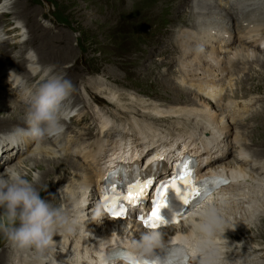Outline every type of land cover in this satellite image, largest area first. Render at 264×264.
Returning a JSON list of instances; mask_svg holds the SVG:
<instances>
[{
	"label": "rangeland",
	"instance_id": "obj_1",
	"mask_svg": "<svg viewBox=\"0 0 264 264\" xmlns=\"http://www.w3.org/2000/svg\"><path fill=\"white\" fill-rule=\"evenodd\" d=\"M0 1L2 2V0ZM23 1L24 0H21L22 3ZM175 2V0H26V5H21L24 8V11L28 8L27 13L25 14V16L22 15L21 17H18L20 21H17V24L15 23V26L11 27L19 28L22 25L25 28V34L23 37V39H25V43L20 45L21 43L18 42L19 46L11 50L10 56L12 55V57L15 56L16 58H21L22 56L20 57L19 53L24 50H29V47H32L36 53H39L42 48L46 47L50 49L47 59H44L48 62H41L38 63V65H57L58 67H60V65L62 66L67 64L74 65V71L71 72V75L76 76L78 78L77 82H79L75 89H73L75 91L74 98L77 99L76 106L78 105L76 107V112L81 116H87V121L86 123L83 122L81 124H77L69 120V125L71 124L70 130H66L67 132L65 131L63 133L64 135L62 134L60 138H62L61 140L64 141L68 146H71L72 144L76 145V148H73V152H75V154L72 155V157L76 160H83V157H79L78 154L83 155V153H88L89 150L95 148V141L98 138H103L107 153L113 151L112 149L113 146H115V141L111 139L110 135L101 133V131H99L98 134L95 135L99 130L98 127L102 125V121H104L102 120V118L97 119V116H95L99 109L102 110L101 108L107 111H102V117L104 115H107V117H103L104 119H112L111 122L113 124H116L115 122H117V129H115V131L114 128L113 130H105L106 132H108V134L113 133V138H117L116 142L119 141V143L117 142V146L115 148L119 147L118 145H120V143H123L129 136L136 135L135 133H138V131L140 130H144V136L147 135L146 138H149V140H152V142H155L157 139H163L164 137V139H181V141L196 138L195 140L197 142H201L203 140V142H205L206 140L204 139L202 133L206 134L205 137H207V133L214 131L218 132L216 136H219V132L222 127H229V130L231 131L229 139H222L221 142L226 145V148L229 146L232 153H226L227 155L225 154V160L229 161L234 158L235 154L237 153L236 151H234L237 150V147L235 146H238L239 144L237 140L240 138V134L244 131H252L242 140V142L244 143L249 142V144H251L252 149H248L251 155L256 154V152H253V150L262 148L259 145H252L251 142L254 141V139H260L261 137L259 136L264 135V116L262 115L259 119H257L259 121L249 120L250 124H248V126H246L247 124H244V122H247V119L252 114H262V111H264V91L251 89L250 87L253 83L252 81L248 80V77L254 74L253 71H258L263 73V76L260 77L261 79L254 80V83L258 84L259 81L264 83V69H262L261 65L258 63V65L256 63H253L251 65L240 64L237 63L236 60L234 61V64H238L236 66L227 64L229 66V69H235L236 73L234 76L226 79L221 73L222 76H218V78L220 79L222 77L223 79L222 83L225 87L224 95L222 94L215 100L210 99L209 95L205 94L201 88L200 90L198 89V86H200L199 79L204 80L206 78H211L213 75L215 77L214 79H218L217 75H221L220 71L222 72V66L226 64L220 62L219 58L225 56L224 59L227 62L226 57H233L231 52L232 48H228L227 50L221 49L223 51L219 50L221 53V57H218L217 51L212 52V50H210V47H204L205 49L201 47L200 49L203 54L202 55L200 53L201 55H199V57L201 58L193 57L195 53H193L192 56L188 58L189 54L187 53L185 59L188 58V62L185 61V59L183 60L179 58L178 51H172L170 52L171 56H176L177 58L176 64L173 63L176 58H173L172 60L169 59V54L166 51L172 49L171 43L177 36L182 35L184 32L190 31L189 28L184 26L182 27L180 23L174 22L173 14L177 13L178 18L175 19V21L178 20V22L183 21V18L181 17L184 16V14L187 16L189 21L190 19H192V16L189 14L190 8L188 6L186 7L187 4L185 5L184 3H182L180 4V7L176 9L175 7L178 5L179 1L176 2L177 4ZM154 8L155 11L157 9V14H151L152 9ZM6 11L7 17L2 20V24L0 27V33L3 34V31L7 30L8 25L11 22L16 21V18L14 17L18 16L15 13L14 8H7ZM40 25L43 26L42 29L39 28ZM261 28L264 30L263 27ZM2 29L3 31H1ZM169 29H171V33H168ZM7 33L9 34L8 36L6 35V39H11L15 36V31L13 29H8ZM34 37L35 39H33ZM11 40L12 42H16L13 39ZM15 40L17 39L15 38ZM30 42H33L32 45L30 44ZM235 42L236 41H233L231 47L240 46L238 42ZM217 44L218 43L216 42L212 45L215 50ZM27 46L28 49H26ZM179 47L183 48L181 47V45H179ZM179 47L176 46V48ZM250 48L252 49V47ZM50 51L53 52V54ZM152 51L156 54H152ZM161 51L165 52V54L157 55ZM254 51L260 52V54H262L261 57L264 60V48L261 50L255 48ZM52 55L54 56L55 60L52 59V61L49 63L51 59L49 57H52ZM64 55H69L68 61H65L63 59L59 60L60 57ZM152 55L154 56L150 58ZM170 61L172 62L169 63ZM180 61H185L186 64H192V68H195V71H189L190 69H187L188 67L181 69L179 66L181 63ZM0 62L2 63V61ZM206 63H208V66L206 65ZM237 70H239V72ZM213 71L219 73L217 74ZM211 72H213V75L210 74ZM224 73L227 72L224 71ZM1 78L0 90L9 94L11 98L20 97V87H18L15 92H12L11 88L7 89L9 82H4ZM163 79L167 80V82ZM169 82H172L174 86L183 89L185 91L184 94L188 93L192 99H195L198 102V104L193 105L192 103L186 101L189 98L187 95H185V97H182L181 99L173 93L165 92V89L162 86L164 84L168 85ZM85 85L88 86L87 91L85 90ZM92 86L95 88H93ZM98 88H104V90L108 89L106 90L107 93L105 91L100 93V90ZM113 94L116 96L114 97ZM259 96H261V98ZM110 98L115 99L112 100ZM85 99L87 103L83 102L85 101ZM133 99L135 101H146L145 103L147 105L153 103H155L153 105L158 104L157 106H159L160 108H164L162 110L167 111L171 109L170 111H173L171 112V114L175 115L177 112L174 113V110L183 108L188 109L189 107H191L192 110L194 107V110H192V112L190 111V113H197V116L195 114H192L191 119H189L188 116L177 114V116L175 117H178V119L172 117H167L163 121L147 119L141 116L142 111L141 113L136 112V109L138 110L139 108H141L139 107V105L135 104V106H129L130 103H133ZM93 100L102 104L94 103ZM254 100L256 101V103ZM204 101H212L213 104L211 105V109H209L208 106L204 105ZM244 105L246 107L243 109ZM100 106L102 107L100 108ZM236 107H238V113L236 111ZM239 107L241 109H239ZM110 109H112V112H110ZM196 109L199 110L195 111ZM233 111H236L237 113V116L234 117L239 118L236 119V121H233L232 117L229 119L230 121L226 120L228 118L226 116L228 114H233ZM125 113H129V116H126ZM215 113L220 114L219 121L215 119L216 121L208 123L210 122L208 116L212 118L213 114ZM223 113L224 117H222L221 115ZM166 114L168 115L169 113ZM198 115L200 116L198 117ZM79 117L80 116L77 115V118ZM206 117H208L209 120H207ZM187 118L189 122L190 120L192 121V124H185V121H188ZM197 122H199L200 128H198ZM89 123L92 125V127H94V130L92 129V133L88 131L89 134L83 137L80 132L83 130L81 132L83 133L85 131V125L88 126L90 125ZM14 126H17V124H13L5 128H0V133L6 132V129L13 128ZM243 126L246 128V130ZM257 126L258 128L253 130L254 127ZM124 127H126L129 132H126ZM202 127L203 129L201 130ZM238 127L240 128L238 129ZM205 128L207 130H205ZM240 129L243 130L240 131ZM74 130L76 132H74ZM171 132H173L172 135ZM151 134L162 138H155ZM157 134H160L161 136ZM66 135L68 136L67 138ZM63 136L66 140H64ZM109 139L112 142H110ZM68 140L71 141L69 142ZM216 144L217 143H215L213 151H216ZM86 146L88 147L87 150H82V148ZM142 146V140H138L135 148H141ZM21 147L22 146L20 145V148ZM107 153L104 152L103 155ZM105 156L106 155H104V158ZM18 158L19 157L15 159L16 161L13 160L12 163H15L22 159L21 157L19 159ZM88 158L84 160L88 161L90 164H92L93 158L96 159L95 156H90V158ZM254 159H257L255 163H261V165L264 166L263 158H259V160L257 157H254ZM6 165L7 164H4L3 169L1 170L0 168V171H4L7 168ZM84 170L87 169H83V171ZM38 171L39 170L36 169L35 174H38ZM72 175L75 176V172L73 173L72 171L70 176ZM262 177H264V174H262ZM49 181L51 180L49 179ZM262 182H264V179ZM46 183L49 185L48 181ZM47 184L46 187L49 188ZM62 185L63 184H60L59 182L57 189L58 193L56 192V195H59V190L64 187ZM65 189L67 190V188L64 187L63 191L66 192ZM260 190L262 191V193L260 194L259 198L261 201H259L260 204L258 212L264 214V189L261 188ZM41 193V196L45 198L46 192L43 190V192ZM239 210L240 209H236V212H228V215L233 217V219L231 217L229 218L230 221L234 222L235 218L240 215V212L238 213ZM260 216L261 215L259 214H255L254 218L248 220L249 222H247L246 224L242 223V229L244 228L246 230L242 233V235L239 234V236H236L235 240L233 241L235 244L245 242L246 246L248 247H245L243 249H248L249 245H251L252 243H254L256 247L264 246V220L262 219L263 217ZM91 221L92 220H90V222ZM106 221L110 220L106 219ZM126 224L127 222H121L120 224L112 223V225H117V231L119 230L122 236L125 235L126 227H128L129 231L132 232V229H130L132 227L131 224H127L128 226ZM99 226H102V229L105 230L106 224L102 225L101 223H99ZM5 243L6 242L2 238H0V246H3ZM245 243L243 244L245 245ZM6 246L8 245L6 244ZM5 249L7 248L2 247L0 249V264L11 263V257H5L4 255V252L6 251ZM243 251L247 252V250ZM234 256L235 254H233L230 258H233ZM18 261H20L19 256L16 259V262ZM258 264H264V259H261L260 263Z\"/></svg>",
	"mask_w": 264,
	"mask_h": 264
},
{
	"label": "bare ground",
	"instance_id": "obj_2",
	"mask_svg": "<svg viewBox=\"0 0 264 264\" xmlns=\"http://www.w3.org/2000/svg\"><path fill=\"white\" fill-rule=\"evenodd\" d=\"M175 1L176 2L179 1L178 5L177 6L175 5L176 9L178 7H180V4H182V3H184L185 5L187 4L186 7L188 6L190 8L189 14L192 16V19H190V21H189L187 16L184 14V16H182V17L180 16L181 18H183L182 22H178V20L175 21V19L178 18V15L176 13V14H173V21L180 23V25H182V27L184 26V27L189 28L191 32L190 31L184 32L182 35L177 36L173 40V42L171 43L172 49L166 51L169 54V59L172 60L173 58H176V56H173V57L171 56L170 52H172V51H178L179 52V58L184 60L187 53L189 54V56H188V58H189L192 56L193 53H197V51L201 47H203V48L204 47H208V48L210 47V50H212V52L217 51L218 57H221V53L219 51L220 49L218 47H215L216 48V50H215L214 47L212 46L214 44L212 41L217 40L216 41L218 43L217 46L219 45L220 42H223V41L225 42L226 45H224L222 49L227 50L228 48H232L231 52H232L233 57H231V56H229L228 58L226 57L227 62L224 59L225 56L222 58H219L220 62H223V64L226 63L225 65L222 66V72L220 71V74L222 73L224 75L225 79L235 75L236 70L235 69H229V66L227 65V64H230L231 66L232 65H235V66L238 65L236 63L234 64L235 60L237 61V63H240V64H250L251 65L253 63H256V64L258 63L261 65V68L264 69V60L261 57L262 54H260V52L254 51L255 47H252V49H251L250 46H248L249 42H247L246 44L244 43L245 45L240 44L239 47H231L232 44L230 43L231 39H232V35L234 33V30L235 29H244V28L248 27V26H245V24H247V23H252V24H254V27H255L253 30V33H252V35H253L252 39H255V37L259 36L260 34L264 37V34H263L264 30H262L261 32L258 30L260 25H264V0H175ZM21 5L25 6L26 0H24L23 3L21 2V0H2V2L0 1V27L2 24V20H4L7 17V11H6L7 8H14L15 13L18 15L17 17H14V18H16V21L11 22L7 27V30L13 29L15 31V34H14L15 36L11 39H13L16 42H12V40L9 38L6 39V35L8 36V34H9V33H7V30H4L5 37L4 36L0 37V61H2V63L0 62V78L2 77L1 79L4 82L5 81L9 82L7 89L13 88L12 92L14 90L16 91V89L18 87H20L21 90L23 91V92L20 91V92H22V94L20 95L19 99H17V97L11 98L9 96V94L0 90V128H5V127L13 125V124L24 126V117H25V111L24 110H25V100H26V95L24 92L25 84L30 85L28 82L31 81L32 85H30V86L37 85L40 82V80L38 81V77H40L42 75V71H41L40 67H37L36 75H33L32 73L27 72V68L25 67V64L27 63L25 56H26V53L28 52V50H26V51L24 50L21 52L19 51L20 57L22 56L23 58L22 57L21 58H19V57L14 58V57H12V55L10 56L11 50L13 48L19 46L18 42L21 43L20 45L25 43V39H23L24 34H25V28L22 25L19 28L11 27V26H15V23L17 24V21H20L18 17H21L22 15L25 16V14L27 13L28 8L24 11V8ZM151 12H152L151 14H157L158 13L157 9L155 11V8L152 9ZM42 27L43 26H41V25L39 26V28H41V29H42ZM262 27L264 28V26H262ZM214 28L216 29V33H214L211 30ZM171 32H172L171 29H169L168 33H171ZM227 35H230V36L227 38V37H225ZM15 38L17 40H15ZM33 39H35V37ZM252 39H251V41H252ZM259 39H256V40H259ZM32 43L33 42H30L31 45H32ZM30 44H29V46H30ZM257 44H258L257 41H254V45H257ZM179 45H181V47H183V48H180ZM176 46H178L179 48H176ZM256 48H258V47H256ZM26 49H28V46L26 47ZM29 49H33V48L29 47ZM258 49H260V48H258ZM20 50H22V49H20ZM49 50L50 49L45 47V48H42V50H40L39 53H37L38 54V62L37 63L48 62L44 59H47L48 54H49ZM221 51H223V50H221ZM162 52L163 51L159 52L157 55H164L165 52H163V53ZM51 53L53 54V52H51ZM151 53L152 54L154 53V55L156 54L153 51ZM19 54H17V55H19ZM56 55H59V54H56ZM154 55H152L150 58H152ZM193 57L196 58L199 56H196L194 54ZM49 58H51L49 63L52 61V59L55 60L53 55H52V57H49ZM199 58H201V57H199ZM62 59L65 61H68L69 55L61 56L59 60H62ZM187 59H185V61H187ZM213 59H216V58H213ZM176 61H177V58L173 63L176 64ZM185 61L184 62L180 61L181 62L179 65L180 68L182 69V68L188 67L187 69H190L189 71H191V70L195 71V68L194 69L192 68L193 65L192 64L191 65L186 64ZM171 62L172 61H170L169 63H171ZM6 64H7V66H6ZM198 64H200V63H198ZM207 64L208 63H206V65ZM73 67H74L73 64L72 65L67 64V65H62V66L60 65V67H58L56 65V70L59 72L65 73L67 75L66 77L72 81V83L74 85L73 89H75V87L78 85L79 82H77L78 78L76 76L71 75V72L74 71ZM153 68H154V66H153ZM224 71H226L227 73H224ZM237 71L239 72V70H237ZM213 72L215 73L216 71H213ZM213 72H211L210 74L213 75L212 74ZM12 73H16L18 75H23V81L18 83L17 80L15 79V77H13V79H11ZM253 73L254 74L251 73L252 75H250L248 77V80L252 81V83H253L250 88L255 89V90L264 91V83L263 82L258 80L259 81L258 84L254 83V80L261 79L260 77L263 76V73L258 72V71H256V72L253 71ZM222 74L217 75V78H218V76H222ZM211 78H215L214 75ZM208 79H210V78H206L205 83L210 85L211 81ZM221 79H222V77H221ZM26 80H27V82H25ZM164 81L167 82V80H164ZM13 85H16V86L13 87ZM84 87H85V90L87 91L88 86L85 85ZM162 87L165 89V92L173 93L176 96L180 97L181 99H182V97H185V95H187L189 98L186 101H188L189 103H192L193 105L198 104V102L195 99H192L191 96H189V94L187 93L188 91L186 92L187 94H184L185 91L183 89H180L177 86H174L172 82H169L168 85L164 84ZM93 88H95V87H93ZM98 89L100 90V93L104 92V91L107 93L106 90H108L106 88H105L106 90H104V88H98ZM74 95H75V91L73 90L72 93L70 94V96L65 101V105L69 109H73V110H75L74 106L77 104L76 103L77 99L74 98ZM190 95H192V94H190ZM208 95H209L210 99H212V100L216 99L211 94H208ZM115 96L116 95H114V97ZM259 97L261 98V96H259ZM110 99L113 100L115 98H110ZM134 101H133V103H130L129 106H135V104L139 105V107H141L139 109H141V110L136 109V112L141 113V111H142L141 116H143L144 118H147V119H151V120H156V121L162 120L163 121L167 117H172V118L178 119V117H175V116H177V114H182V116L183 115L188 116L189 119H191L192 114H195V115L197 114V113H190V111L192 112V110H194V107L192 110H191V107H189L190 109L188 108L189 110L186 108L174 110V113L177 112L175 115V114H171V112H173V111H170L171 109L167 110V111L162 110L164 108L163 107L160 108L159 106H157L158 105L157 103H156L157 105H153L155 103L147 105L145 103L146 101L145 102H143L142 100L141 101L138 100L135 102ZM258 101H260V100H258ZM69 102H71V103L68 104ZM115 102H117V101H115ZM255 103H256V101H255ZM212 104H213L212 101H204V105L208 106L209 109H211ZM115 106H118V105H115ZM202 106H203V104H202ZM245 107L246 106L244 105L243 109ZM236 109H237V107H236ZM239 109H241V108L239 107ZM262 109H261V111H262ZM198 110L199 109H196L195 111H198ZM84 111H86V110H84ZM102 111L107 112L104 109H102V110L99 109V111L95 115V116H97V119L102 118V120H104V121L98 120V121H102L103 123H102V125H100L98 127L99 130L97 131V133L95 135H97L99 131H101V133H104L106 135H110L111 139H113L115 141L114 142L115 146H113L114 151L112 153H107V149L105 147V143L103 141V138L102 139L98 138L95 141L96 142V144L94 145L95 148H93L92 150H89L87 153V157H89V158H90V156L91 157L95 156L96 159L93 158L94 161H101L104 158V155H106L105 156L106 163L110 162V165L107 166L105 170H103L104 169V166H103L101 171L99 172L97 184L101 181V179L107 173L109 168L115 166L116 161L120 157V154L124 155V157L126 158V161H131V162L137 163V166H138L140 173L143 174L144 177H149L152 174V171H151V168L149 167L150 166L149 164L158 162L157 159L161 155L166 156L167 158L170 159V161L174 162V161L179 160L181 158V155L185 151H190L191 153L198 154L199 160L204 159L205 156H207V155L209 157L211 156L212 161H211L210 165H208L206 168L208 170H211V172H213V173L225 174V175L232 178L233 183L231 181V183L229 185H227L226 187L221 188L217 192L215 191L202 204V206H206V204H208V203L218 202L219 205L222 206L224 202L225 203H227L228 201L231 202L227 206H225L224 208H221L223 213L225 212L224 215L228 220L230 217L233 219L232 216L228 215L229 211L230 212L231 211L236 212V209H240L238 211V213L240 212V215L235 218L234 222L229 220L232 224H237L235 229L234 230L229 229L225 233V236L228 239L230 246L232 244H235L233 241L235 240L236 236H239V234L242 235V233L246 230L244 228L242 229V223L249 222L248 220L254 218L255 214L261 215L260 217H263L262 219L264 220V216H263L264 214L261 212L260 213L258 212L259 204H260L259 201H261L259 198H260V194L262 193V191L260 189L261 188L264 189V182H262L264 179V177H262V174H264V166H262L261 163L255 164V161L257 159H254V157H257L258 159L259 158L264 159V135L259 136V137H261L260 139H257V140L254 139V141L251 142L252 145H256V146L259 145L260 147H262L261 149L253 150V152H256V154H254V155H251L250 151L248 150V149H252L251 144H249V142L248 143L242 142V140L246 137V135H249L252 132L251 130L250 131H244L242 133L240 132L241 133L239 136L240 138L238 140L236 139L237 142H239V144H238V146H235V147H237L240 150H243L244 153L247 152L251 159L243 157L242 153L238 152V153H236V155L234 156V158L232 160H229V161L225 160V154L226 153L230 152V154H232L230 147L228 146L226 148V145L224 143H221L222 139H229L230 134H231L229 127L228 128L222 127V129L220 127V129H221L219 132L220 137L216 138V139H218V141H216V143H217L216 144V151H213L214 147H215V143L214 144H213V142L208 143L207 142L208 140H206L205 142H203L204 140L201 142H197L195 140L196 138L195 139L191 138L189 140H183L184 141L183 147H180V149L179 148L173 149V150H177L176 152L175 151H169V150H171L170 147H175L177 145V143L179 141H181V139L170 140V139H164L163 138L162 139L163 142H161V143H164V144H159V145L157 144L158 147L162 146L161 148H158L155 152H154V148H153L151 152L148 151V153L145 155L144 150L155 144L153 142H149V143H147L149 146H144V148H142V149L135 148V145L138 143V140L144 141L145 139H147L146 138L147 135L145 134L146 136H144L145 131L140 130V131H138V133H135L136 135L129 136L128 138L125 139V141L123 143H120V145H122V147L115 148L117 146V142L119 143V141L116 142L117 138L116 139L113 138V136H114V135H112L113 133L108 134V132H106L107 130H109V129L113 130V128H114V125L111 122L112 119L111 120L109 118H108L109 120L104 119L103 117L104 116L107 117V115H104L105 114L104 113L103 114L104 116L102 117V115H101ZM236 111L235 112L233 111V114H228L226 116V117H228L226 120H229L231 117L233 118L234 116H237ZM262 112L264 113V111H262ZM166 113H169V114L167 115ZM263 113L262 114H259V113L252 114L247 119V122L246 121L244 122V124H247L246 126H248V124H250L249 120L251 121V120L259 119L262 115L264 116ZM77 115L80 117L77 118ZM77 115L73 116L70 120L77 123V124H81L83 122L86 123L87 116H85V115L81 116L78 113H77ZM125 115L129 116V113H125ZM221 115H222V117H224L223 116L224 113ZM199 116L200 115H198V117ZM206 119L209 120L208 117H206ZM212 119H213V121H216V120L219 121L220 114L219 113L213 114ZM187 120H188V118H187ZM257 121H259V120H257ZM110 123H112V124L109 127L108 124H110ZM115 123H117V122H115ZM189 123L192 124V121L191 120H190V122H189V120L185 121V124H189ZM208 123H212V121L210 120V122H208ZM64 124H65V131L70 130L71 124L69 125L67 123V120L64 121ZM93 125H95V124H93ZM213 125H215V124H213ZM240 127H238V129ZM93 128L94 127H92L91 124L88 126L85 125V127H84L85 131L83 133H81L83 131L82 130L80 132V134L83 135V137H85L87 134H89L88 131H90V133H92ZM257 128H258V126L254 127L253 130H255ZM11 129L12 128L6 129L7 130L6 132H8ZM202 129L203 128H201V130ZM243 129H240V131ZM162 130H163V128H162ZM205 130H207V129L205 128ZM245 130H246V128H245ZM166 131H167V129H166ZM177 131H179V130H177ZM6 132H2V133H6ZM74 132H76V131L74 130ZM207 135H208L207 137H209V134H207ZM76 136H78V135H76ZM133 136H135V137H133ZM67 137L68 136L66 135V138ZM60 139H62V138H60ZM60 139H59V137L58 138H48V139H46L42 142H39V143H36L34 141H27L21 145L22 146L21 148H20V145L19 146H11V145L0 146V168L2 170L4 167V164H7L6 165L7 168H10L12 170H16L21 175H23L25 178L35 181L37 184V187L39 189H41V192H43V190L46 192L45 198L50 200L53 204L59 205V204L63 203L65 205V207H67L72 199H76L79 197L81 200L82 208L84 209V212L79 217V222L82 225H84V229L77 236H74V237L65 236L64 237V239H63V251H61L59 248L57 249L56 259L59 262H63L65 260H67L69 257L74 255V264H105L106 258L104 256V251H105V247L107 244H113V243L116 244L118 242H123V243L128 245L127 242H125L124 240H121V238L119 237V236H121V237H123V236H122V234H120L119 230L117 231V228H116L117 225H112V223L120 224L121 222L119 220H116V219H108L105 216L100 221H93L92 220L90 222V220H91V209H93L97 203L95 197H93L92 194H90L88 192L89 187L92 186V183H93V175L90 174L88 170L83 171V169H87V168L84 167L82 159L76 160L75 158L72 157V155L75 154V152H73V148L76 146H73V147L67 146L65 144V142L60 140ZM64 140H66L65 137H64ZM68 141H67V143H68ZM109 141H110V139H109ZM110 142H112V141H110ZM130 144L132 145L131 148H130ZM167 144L170 145V147L164 146ZM120 145H118V146H120ZM24 147H26V149H27L26 152H23ZM87 148H88L87 146L83 147L82 150H85V149L87 150ZM132 148H134V149H132ZM204 149H206L207 151ZM14 150H16L15 156L13 154H11V151H14ZM29 151H30V154H27L28 155L27 157L23 156L25 153H28ZM104 152H106L107 154L103 155ZM153 153H154V155L150 156ZM148 156H150V158L147 160V162L145 164L144 159L147 158ZM17 157H19V158L21 157L22 159H20L19 161L15 162V163H12L13 160L16 161L15 159ZM139 160H142V162ZM200 163H201V161H200ZM36 169L39 170L38 174H35ZM72 171H73V173L75 172V176H73L74 174L72 175L73 178H72V176H70ZM0 172H3V171H0ZM49 179L51 181H49ZM47 181L49 182V185L46 183ZM59 182H60V184H63L62 186L67 188V190L65 189L66 192L64 191V199L63 200H61L59 195H56ZM46 184H47V186H49V188L46 187ZM230 195H231V197H230ZM224 197H227V199L224 200ZM87 212H88L89 217L87 215ZM106 219H108L110 221H106ZM191 219H193V220H189V221H187L181 225L171 227L170 229H167L164 232L162 231V233H164L163 235H164V239L166 241L176 240V241H179L180 243H186L189 246V248L192 250L191 252L193 253V258H195L196 251H195V248L193 245H194V241L196 239V233L194 231H192V226L199 222V217H192ZM194 219H196V220H194ZM99 223H101L102 225L106 224L105 230L102 229V226H99ZM127 224H131V226H132L130 228V229H132L131 233H134L135 238L139 239L140 234H141L139 231L141 228L139 223H137L135 221L127 220ZM113 233H116L119 236L115 235ZM110 238H111V240H108ZM54 239L57 242H59L61 240V237L56 236V237H54ZM100 240H108V241L99 242ZM243 243H245V242H243ZM217 244L221 247L222 252L231 251V249L225 248V242L223 240H221L220 238H217ZM2 247L7 248V249H5L6 251L4 250L5 251L4 252L5 257H7V256L12 257L13 256L12 250L8 246H6V243L3 246H0V249ZM244 247H248V246H246V243H245ZM256 248L258 250L261 249V247L260 248L256 247ZM19 260L20 261L16 262V264H35V261L33 260V257L30 254H23V255L19 256Z\"/></svg>",
	"mask_w": 264,
	"mask_h": 264
},
{
	"label": "clouds",
	"instance_id": "obj_3",
	"mask_svg": "<svg viewBox=\"0 0 264 264\" xmlns=\"http://www.w3.org/2000/svg\"><path fill=\"white\" fill-rule=\"evenodd\" d=\"M25 59L27 72L36 75L37 67H41L40 82L35 86L25 84L24 126L17 125L7 133H0V146L58 138L65 131L64 121L71 115L64 102L73 91L72 81L57 71L55 65H38L34 49L28 50ZM13 77L18 83L23 81V75L12 73L11 79ZM63 189L59 190L61 200L64 199ZM83 212L79 197L72 199L67 207L63 203L56 205L41 196L35 181L10 168L0 172V238L12 250L11 264H16V258L23 254H31L35 264H74V255L59 262L56 253L58 248L63 251L65 236H77L84 229L79 222ZM105 215L103 204L98 201L91 209V220L100 221ZM236 225L225 217L218 202L203 206L199 222L192 226L196 233L195 258L186 245L166 241L160 230L141 227L139 239L128 227L123 237L113 234L129 245L124 249L127 260L121 264H145V261L148 264H258L257 258L264 259V251L258 250L254 243L247 252L243 251L242 242L229 245L225 233L234 230ZM56 236L61 237L59 242L54 239ZM217 238L231 251L222 252ZM233 253L234 258H230ZM106 264L112 261L106 260Z\"/></svg>",
	"mask_w": 264,
	"mask_h": 264
},
{
	"label": "snow or ice",
	"instance_id": "obj_4",
	"mask_svg": "<svg viewBox=\"0 0 264 264\" xmlns=\"http://www.w3.org/2000/svg\"><path fill=\"white\" fill-rule=\"evenodd\" d=\"M194 179L192 170L186 163L183 168H182V174L179 177V181H172L171 182V188L166 184L161 188V191L157 194L159 197H162L161 199H157L155 202L149 216L147 218L140 216L138 217L139 219L142 220L144 225L146 226L147 229H153L157 227H161L162 225L165 224H171L176 222L175 221V216L173 217V220H168L164 215H162V210L168 207V194L169 191L172 190L174 191L180 199L183 200V203L186 205H189L191 207V204L194 203V200H191L190 198H184L183 193L185 191L192 192L194 191V195L196 198H199L201 196V192L198 190L199 186L194 185L193 183H185V181H191ZM148 182H143V188L139 190H134V191H139L141 198H142V192L147 188ZM130 201L132 203H137V198L136 197H130ZM192 210H195L194 208ZM112 214H116V212L112 209H109ZM145 264H148L147 261H145Z\"/></svg>",
	"mask_w": 264,
	"mask_h": 264
}]
</instances>
